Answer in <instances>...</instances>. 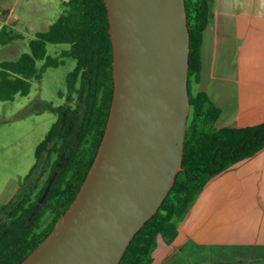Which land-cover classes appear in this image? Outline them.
Segmentation results:
<instances>
[{"label":"water","instance_id":"1","mask_svg":"<svg viewBox=\"0 0 264 264\" xmlns=\"http://www.w3.org/2000/svg\"><path fill=\"white\" fill-rule=\"evenodd\" d=\"M104 3L113 76L104 132L73 200L18 264H118L181 169L190 106L185 0Z\"/></svg>","mask_w":264,"mask_h":264},{"label":"trees","instance_id":"2","mask_svg":"<svg viewBox=\"0 0 264 264\" xmlns=\"http://www.w3.org/2000/svg\"><path fill=\"white\" fill-rule=\"evenodd\" d=\"M62 5V11L48 29L36 32L29 40L28 51L21 52L16 59L0 61V100H13L17 94L27 95L32 80L40 78L46 67L59 62L57 57L47 55L48 43L68 44L69 47L63 50L62 55L74 58L77 70L87 67L85 62L88 61L92 68L90 83L93 86L99 81L98 67L103 64L95 60L104 59L111 66L112 46L104 0H63ZM185 6L190 34V106L181 169L158 210L135 233L118 264H152V252L158 238L161 237L166 243L174 240L178 223L206 182L218 172L264 147V121L243 127L217 128L214 123L220 115V108L205 91L192 90V83L200 77L203 31L211 17L210 0H185ZM2 12L6 13L7 10ZM0 28V44L22 38V34L10 26L2 25ZM43 59L45 62L40 69L36 62ZM109 86L111 100V77ZM91 162L77 178H57L45 204L31 219L28 218L34 202L24 207L25 198L31 194L30 190L24 192L21 198L18 196L13 207L7 208V215L0 221V264H18L51 231L58 217L73 200ZM74 180L77 181L75 189L60 207L61 192L66 191L68 182ZM44 186L39 188L37 197L42 194ZM48 215L51 219L49 222L45 219Z\"/></svg>","mask_w":264,"mask_h":264},{"label":"crops","instance_id":"3","mask_svg":"<svg viewBox=\"0 0 264 264\" xmlns=\"http://www.w3.org/2000/svg\"><path fill=\"white\" fill-rule=\"evenodd\" d=\"M193 91L220 108L214 123L264 121V0H210ZM163 241V240H162ZM152 264H264V147L212 176L161 242Z\"/></svg>","mask_w":264,"mask_h":264},{"label":"rangeland","instance_id":"4","mask_svg":"<svg viewBox=\"0 0 264 264\" xmlns=\"http://www.w3.org/2000/svg\"><path fill=\"white\" fill-rule=\"evenodd\" d=\"M62 1L0 0L1 26H10L22 34L21 39L0 44V61L16 59L21 52L28 51V42L35 33L47 30L56 20L63 9ZM68 47L66 43H48L47 55L63 59L64 63L46 67L40 78L32 80L27 95L0 100V204L9 200L29 173L35 162V148L56 119L52 108L66 99L59 92H66V74L76 63L74 58L61 54ZM44 62L45 59L37 60V67L41 69ZM161 242L159 237L157 245Z\"/></svg>","mask_w":264,"mask_h":264},{"label":"flooded vegetation","instance_id":"5","mask_svg":"<svg viewBox=\"0 0 264 264\" xmlns=\"http://www.w3.org/2000/svg\"><path fill=\"white\" fill-rule=\"evenodd\" d=\"M57 61L59 62L49 67H57L64 63V60L58 57ZM95 61L103 63L101 64L102 66L98 67L99 81L95 86L90 83L92 68L89 67L88 61L85 62L87 67L77 70L75 63L73 68L67 72L65 77L66 94L59 92V96L66 95V99L59 106L52 108L56 119L44 138L36 146L34 152L35 162L30 168L29 173L18 185L17 190L9 200L0 204V221L4 220L8 213L7 208L13 207L16 198L18 196L21 198L22 194L28 190L31 191V194L25 198L24 207H28L31 202H34L32 212L28 218L31 219L38 209L45 204V199L57 178L61 176L67 178L75 176L77 178L87 164L91 160L93 161L110 109V77L113 92L112 61L111 66L104 59H97ZM98 139H100L99 143ZM67 168L71 170L68 171ZM49 183V189L40 202V198ZM75 183H77L76 180L72 183L69 181L67 190L61 192L60 207L63 201L69 199V196L75 189ZM43 185H45L44 190L37 197V192ZM38 203V209L33 213V209ZM19 205L20 203H18ZM50 220L48 219V222Z\"/></svg>","mask_w":264,"mask_h":264},{"label":"built area","instance_id":"6","mask_svg":"<svg viewBox=\"0 0 264 264\" xmlns=\"http://www.w3.org/2000/svg\"><path fill=\"white\" fill-rule=\"evenodd\" d=\"M0 27H1V23H0Z\"/></svg>","mask_w":264,"mask_h":264}]
</instances>
